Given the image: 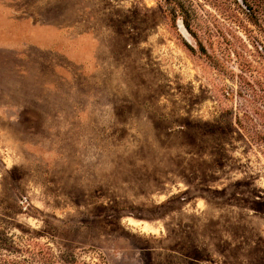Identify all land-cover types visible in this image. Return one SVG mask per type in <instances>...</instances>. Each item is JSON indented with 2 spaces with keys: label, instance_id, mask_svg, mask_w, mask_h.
<instances>
[{
  "label": "rangeland",
  "instance_id": "obj_1",
  "mask_svg": "<svg viewBox=\"0 0 264 264\" xmlns=\"http://www.w3.org/2000/svg\"><path fill=\"white\" fill-rule=\"evenodd\" d=\"M0 0V264H264V6Z\"/></svg>",
  "mask_w": 264,
  "mask_h": 264
},
{
  "label": "trees",
  "instance_id": "obj_2",
  "mask_svg": "<svg viewBox=\"0 0 264 264\" xmlns=\"http://www.w3.org/2000/svg\"><path fill=\"white\" fill-rule=\"evenodd\" d=\"M244 6L248 9L251 8V4H249V0H241ZM264 6V0H258Z\"/></svg>",
  "mask_w": 264,
  "mask_h": 264
}]
</instances>
